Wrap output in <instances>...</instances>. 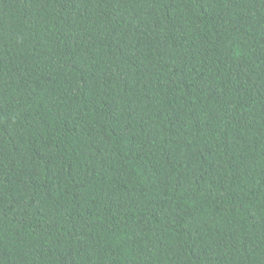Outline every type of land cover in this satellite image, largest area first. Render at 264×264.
I'll return each mask as SVG.
<instances>
[{
	"label": "trees",
	"instance_id": "trees-1",
	"mask_svg": "<svg viewBox=\"0 0 264 264\" xmlns=\"http://www.w3.org/2000/svg\"><path fill=\"white\" fill-rule=\"evenodd\" d=\"M0 264H264V0H0Z\"/></svg>",
	"mask_w": 264,
	"mask_h": 264
}]
</instances>
